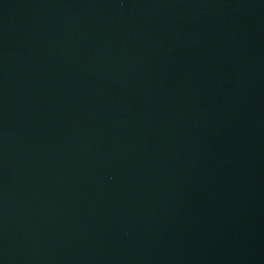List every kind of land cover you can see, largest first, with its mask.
<instances>
[{"label": "water", "instance_id": "95a60500", "mask_svg": "<svg viewBox=\"0 0 264 264\" xmlns=\"http://www.w3.org/2000/svg\"><path fill=\"white\" fill-rule=\"evenodd\" d=\"M0 264H264V0H0Z\"/></svg>", "mask_w": 264, "mask_h": 264}]
</instances>
